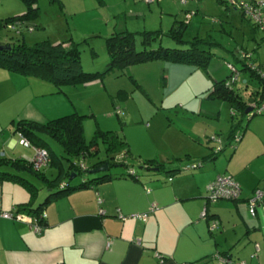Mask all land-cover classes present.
<instances>
[{"label": "crops", "instance_id": "obj_1", "mask_svg": "<svg viewBox=\"0 0 264 264\" xmlns=\"http://www.w3.org/2000/svg\"><path fill=\"white\" fill-rule=\"evenodd\" d=\"M116 1L123 5L116 4L114 9L109 0H63L64 12L84 4L82 10L72 11L73 17L87 11V8V12L102 8L106 14L97 25L100 29L92 27L85 33L78 32V35L72 32L68 39L62 41L73 39L78 43L96 37L105 39L115 32L130 31L126 24L129 16L138 19L137 23L142 19V31L154 28L152 30L165 32L176 21L193 20V15L198 14L203 18L211 16L208 15L206 0H185V3L182 0H156L151 4L146 0ZM2 3L9 5L11 0H2L0 5ZM213 3L222 11L224 6L219 1ZM179 4L186 6L185 19L180 14L182 8ZM189 15L191 18L187 19ZM149 17L152 21L150 25L147 22ZM215 20V23L222 22L218 18ZM77 36L84 39L79 41ZM257 50L253 52L254 56ZM92 63L88 61L87 66L90 67L85 70H98L92 68L95 65ZM165 63L158 61L139 65L147 67L139 72L153 74ZM133 73L135 76H131L134 79L140 76L136 70ZM136 81L141 87L139 89L145 91L143 84ZM243 84L247 90L249 80H244ZM101 85L98 80L86 86L68 87V90L66 87L61 92L48 81L0 68V119L14 126L15 122L24 119L45 123L73 113L95 116L99 99L106 90L104 83L103 88ZM90 87L95 90L89 95L96 100L84 102V94L81 93ZM124 92L120 90L116 98L128 99L129 95L126 96ZM207 92L205 97L208 100H217L208 98ZM73 93H78L77 98L72 97ZM249 98L250 95L245 100L249 101ZM89 102L91 105L87 104ZM216 106L219 107L218 111H206L204 116L221 118L226 110L233 117L229 103L227 106L217 103ZM241 127L242 138L223 159L219 158L221 153L216 159L210 158L214 146L206 147L207 151L203 147L202 138L212 134L208 130L182 129L177 133L178 143L171 149L170 156L161 152H142V149L129 144V153L125 152L122 157L124 161L132 157L137 159L142 171L128 161L135 169L137 179L127 175V169L120 164L123 160L120 161L117 166L123 169L110 171L111 180L77 189L44 206L43 212L47 218L40 232L30 225L36 217L24 212H21L27 215L24 221L0 217V264H222L221 258L229 260L224 264L239 261L264 264V206L258 208L254 218L248 203L256 189H264V116L245 117ZM216 130L213 134L218 133ZM230 132L224 148L234 140ZM0 141V156L10 159L33 158L28 152L18 151L22 145L7 133L0 135ZM150 160L162 164L164 168L159 172L153 171L159 168H143V162ZM200 163L201 167L185 171L186 167ZM23 175L32 182L31 175ZM219 175H232L239 182L243 190L240 200L208 202L207 187ZM99 176L102 174H93L91 179ZM35 186L37 195L32 201L31 194L24 187L0 180V212L17 211L21 204L30 201L34 207L43 204L52 189H48L44 199H40V188ZM153 204L157 206L155 211H151ZM205 208L207 218L202 216ZM137 214H147L148 218L144 221L133 217ZM215 220L220 225L212 230Z\"/></svg>", "mask_w": 264, "mask_h": 264}, {"label": "rangeland", "instance_id": "obj_2", "mask_svg": "<svg viewBox=\"0 0 264 264\" xmlns=\"http://www.w3.org/2000/svg\"><path fill=\"white\" fill-rule=\"evenodd\" d=\"M109 1L110 5L114 6V9L116 8V4L123 5L116 0ZM257 1L264 2V0ZM213 2L215 0H206L205 3H208V15L211 16L203 18L198 14L193 15V20L187 21L189 26L185 35V40L187 41H191L196 36L207 38L209 35L215 39L217 44L212 46L214 55L210 61L208 73L188 65L165 63L166 65L163 64V67L158 71H153V74L139 72L141 69L143 70L147 67L136 65L130 67L128 70L116 71L107 75L104 81H101V87L103 88L105 85L106 90H104L99 99L100 102L98 107H96V114L95 116L88 117L85 121V135L88 141L92 140L98 129L116 131L129 142L130 146L142 149V152H161L164 155L170 156L172 153L170 152L171 149L178 143V132L180 133L182 129H187L188 131L200 129L208 130L212 133L202 138V145L206 151V147L208 146H214L217 150L225 145L229 131L231 130L232 115L227 114L226 110L223 111L221 118L204 116L205 114L203 113L206 111H218L219 107L216 106L217 103H225L226 106L228 103L222 100H208L205 97V93L211 88L214 81H222L231 75L229 62L234 64L239 70L242 69V64L238 63L236 58H240L244 53L252 54L258 48L257 54L251 62L255 65H264V43L258 44V40L264 36V33L260 31L254 33L251 22L243 17L239 9L235 7H230V9L222 7V11H219ZM38 6L40 9L37 20L31 22L23 32L18 33L8 29L1 30L0 41L6 43L10 40L16 41L20 39L28 45H35L47 39L53 42L62 41L68 39L70 37L69 34L72 32L75 34L78 32L85 33L92 30V27L100 29L97 25L100 24L101 18H104L106 14V11L102 10V8L99 11L89 12H87V8V11L79 12L73 17L72 11L82 10L84 4L76 5L73 8L75 10L69 8V12L65 11L66 13L64 11L63 13L57 5L51 4L49 0H39ZM179 6L182 8L180 14L185 19L184 10L186 6L180 4ZM26 11L27 6L22 0H11V4L9 5L4 3L0 5V19L15 17ZM214 17L215 19L222 20V22L215 23ZM137 20L130 16L126 18V24H128L130 32L139 33L142 31V19H140L139 23H137ZM147 22L149 25L151 24L150 17L147 19ZM152 29L154 28H150L149 31ZM77 39L81 41L84 38L77 36ZM89 43V45L83 44L81 46L84 68L90 67L87 66L88 61H90L94 62L92 64H95L94 66L92 65V68L98 69L94 71L92 69L90 72L105 71L109 63L105 39L96 37L91 39ZM160 43L164 47L178 46L173 39L167 36L158 41L155 47H158ZM136 47L138 50L142 49V37L140 34L136 36ZM92 48L97 54L94 59ZM164 68L167 69L165 72H163ZM135 70L140 73L139 78L137 77L136 79L143 84L145 91L143 89L141 91L135 85L133 79L130 78L131 75H134L133 71ZM247 79L249 80V84L246 90L243 82ZM235 87L238 93L247 98L253 91L258 89L259 84L256 79L251 78L248 72L244 71L240 73L239 82ZM94 90L93 87H90L87 91H82L85 92L81 93L84 94V102L96 100L93 96L89 95ZM120 90L128 92L129 98L125 100H121L119 97L116 98ZM77 94L73 93L72 97L77 98ZM110 95L113 97L112 99ZM202 103L203 109L201 111ZM87 104L91 105L90 102ZM91 114L89 113V115ZM2 121L4 120L2 119ZM2 121L0 119V135L4 136L7 133L8 136L14 137L19 141V138L13 133L14 126L8 123L7 120L5 122ZM215 130L218 133L213 134ZM47 140L59 156L64 155L61 146L57 142L48 138ZM236 143L237 141L233 140L231 145L221 151L219 158L223 159L226 154L234 149ZM18 151L28 152L31 157H34L36 154L33 148H25L24 146H19ZM124 154L125 150L116 154V158L113 160L114 163L118 165L120 161L125 159L122 157ZM106 156L105 146L103 143H100L99 155L89 157L86 163L91 167L97 162L104 160ZM127 161L130 162L131 166H135L138 171H142L136 158L132 157L127 159ZM117 165L112 166L110 171L123 169ZM46 172L52 180L59 174V170L56 167L47 168ZM92 176L93 174L90 173H79L74 180L70 181V179H67V181L70 184H79ZM29 177L40 188V199H44L49 191L47 183L37 178Z\"/></svg>", "mask_w": 264, "mask_h": 264}, {"label": "trees", "instance_id": "obj_3", "mask_svg": "<svg viewBox=\"0 0 264 264\" xmlns=\"http://www.w3.org/2000/svg\"><path fill=\"white\" fill-rule=\"evenodd\" d=\"M22 1L27 6V11L15 17L0 19V31L8 29L18 33L23 32L31 22L38 19L40 9L38 6L39 0ZM217 1L226 7V9H230V7L239 9L243 17L251 22L254 33L258 31L264 33V25L252 19L251 15L247 12L246 6L248 5L252 9L261 7L264 12V2L257 0ZM49 2L57 5L62 12L65 10L63 0H49ZM188 25L187 21H176L167 32L163 30H144L139 33L130 31L113 33L105 38L106 49L109 55V63L105 71L90 72L85 70L82 61L81 46L89 43V39L78 43L73 39L59 42L44 40L35 45H28L20 39L16 41L10 40L6 43L0 41V45L6 47L5 50L0 49V68L23 76L36 77L48 81L55 85L61 92L66 87H81L98 80L104 81L107 75L116 71H125L136 65H144L158 61L188 65L208 73L210 61L214 55L212 46L217 43L211 35L207 38L196 36L191 41L185 40ZM137 34H140L142 37L141 50H138L136 47ZM165 36L173 39L178 46L164 47L160 43L158 47H155V44ZM263 43L264 36L261 37L259 45ZM92 54L93 56L97 55L93 48ZM253 59L254 53H244L240 58H236L237 62L242 64L241 70L229 62L240 73L244 71L248 72L251 78L258 81L259 87L250 94L249 101H246L235 87L231 88L226 86L231 75L223 81H216L213 87L207 92L208 98L222 100L231 105L233 117L230 135L232 137L239 131H243L241 125L243 118L248 117L246 111L251 107L249 102H264V78L251 68V65L260 68L264 67V65H255L251 62ZM130 78L141 89L136 79L132 76ZM124 93L126 96L129 95L127 92ZM88 117L87 115L73 113L49 120L45 123L26 119L15 122V134L22 135L25 140L30 142V148H42L50 154L51 162L47 168L56 167L59 170L58 176L53 180L48 177L46 172L47 168L37 171L28 159H10L0 156V180L2 182L10 181L24 187L31 194L32 201L36 198L37 188L23 174L26 173L46 182L49 189H52V193H50L45 202L40 206L34 207L33 202L30 201L21 204L16 209L18 213L24 212L36 217L43 227L45 226V219H42L44 206L57 199L68 196L77 189L109 181L112 179V176L107 172L102 173V176L94 179H86L76 187H71L67 179H70L73 174L78 176L79 173H90L105 163H109L110 168L116 166L117 164L113 161L116 158V154L124 150H126V153H129V143L116 131L98 129L92 140L88 141L85 135V121ZM47 138L54 140L61 146L64 153L63 156H59L54 151ZM20 140L21 138L19 137ZM100 143L104 144L107 156L104 160L89 167L86 160L89 157L99 155ZM212 150L210 158L216 159L220 153H216L214 149ZM120 164L123 168L127 169L128 176L138 178L136 171L135 174H132L131 171L135 169L129 165L127 159L126 161L120 162ZM142 167L149 170L153 168H164L162 164H158L154 160L143 162ZM63 183L67 185L61 186Z\"/></svg>", "mask_w": 264, "mask_h": 264}, {"label": "built area", "instance_id": "obj_4", "mask_svg": "<svg viewBox=\"0 0 264 264\" xmlns=\"http://www.w3.org/2000/svg\"><path fill=\"white\" fill-rule=\"evenodd\" d=\"M147 3H155L156 0H146ZM182 2H186L185 0H182ZM247 6V12L251 15L252 19L257 21L258 23L264 25V12L262 11V8L258 7L255 9H252V7ZM191 16L189 15L187 19H190ZM14 28V27H12ZM33 30L32 28H30ZM229 68L231 69V77L226 83L227 87L233 88L235 85L239 82L240 72L239 70L232 64H229ZM251 68L255 70L259 75H261L264 78V67L260 68L258 66L251 65ZM251 107L253 108V113L250 115L254 116H264V102H252ZM21 140L19 141L21 145L30 148L31 144L27 140H25L22 135L19 136ZM242 138V133L239 131L235 134L234 140L237 142L240 141ZM223 147L215 149L216 153H219L223 151ZM35 150V156L30 159L29 161L32 162L34 169L37 171L43 170L48 167V165L51 162L50 154L47 150L42 148H34ZM85 168V166H83ZM197 167H201V163L197 165H191L185 168V171H191L196 169ZM132 174H135V170L131 171ZM172 180V179H170ZM66 183H63L62 186H66ZM207 200L208 202H218V201H238L241 199L242 196V187L239 184V182L232 176V175H219L208 187H207ZM249 207H250V214L252 217L257 216V210L259 207L264 206V189L258 188L255 190L253 196L248 200ZM157 209V206L155 204L152 205L151 211H155ZM101 213H104L101 211ZM202 216L204 218H207L208 211L207 208L204 209ZM0 217L8 220H15V221H24L27 215H24L22 213H18L17 211L12 212H0ZM29 217V216H28ZM33 217V216H30ZM124 218V216L121 215V218ZM133 217L142 219L144 221L147 220L148 215L147 214H137ZM47 214L43 212L42 219L46 220ZM30 225H33V229L36 232H40L43 229V226L39 223V220L36 218L35 221L30 222ZM220 222L218 220H215L212 222V230H215L219 227ZM259 249V245H257ZM160 259H162L161 255H158ZM221 263L224 264L226 262H229L228 259L221 258ZM235 264H247L245 262L239 261Z\"/></svg>", "mask_w": 264, "mask_h": 264}, {"label": "water", "instance_id": "obj_5", "mask_svg": "<svg viewBox=\"0 0 264 264\" xmlns=\"http://www.w3.org/2000/svg\"><path fill=\"white\" fill-rule=\"evenodd\" d=\"M7 47H9V46H7ZM0 49H4L5 50L6 47L0 45ZM252 113H253V108L249 107L247 109V111H246V114L247 115H249V114L251 115ZM252 117H254V115L250 116L249 118H252ZM223 148H224V146H223ZM110 170H111V168L109 166V163H105L101 167L91 171L90 174L106 173V172H109ZM153 171L159 172L160 169H153ZM76 176H77L76 174H73V176H71V178H70V181L74 180L76 178Z\"/></svg>", "mask_w": 264, "mask_h": 264}, {"label": "clouds", "instance_id": "obj_6", "mask_svg": "<svg viewBox=\"0 0 264 264\" xmlns=\"http://www.w3.org/2000/svg\"><path fill=\"white\" fill-rule=\"evenodd\" d=\"M235 86H236V85H235ZM235 86H234V87H235ZM251 103H252V102H251ZM248 117H250V114L248 115ZM254 117H255V116H254ZM214 150H215V148H214ZM223 150H224V149H223ZM219 153H221V152H219Z\"/></svg>", "mask_w": 264, "mask_h": 264}]
</instances>
